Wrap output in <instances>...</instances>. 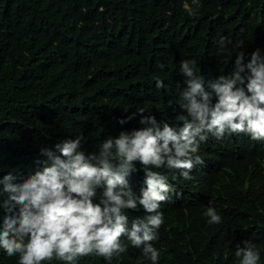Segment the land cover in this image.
<instances>
[{
  "label": "trees",
  "instance_id": "trees-1",
  "mask_svg": "<svg viewBox=\"0 0 264 264\" xmlns=\"http://www.w3.org/2000/svg\"><path fill=\"white\" fill-rule=\"evenodd\" d=\"M185 5L196 14L189 16ZM257 49L264 56V0H0V179L11 173L22 182L42 170V150L58 155L55 145L66 139L82 137L86 155L96 153L107 139L146 127L140 109L161 127H182L180 62L194 60L196 76L211 91V83L235 70L239 51L246 64ZM207 135L198 153L204 163L191 180L154 169L174 188L152 241L158 264H239L236 246L246 240L264 264V141L245 133ZM136 168L127 180L140 196L146 186L139 162ZM7 199L0 194V204ZM207 207L221 215L220 224L207 223ZM6 214L0 207V226ZM125 214L129 222L148 215L142 206ZM122 243L127 251L111 261L93 254L75 264H151L142 247ZM18 259L0 249V264Z\"/></svg>",
  "mask_w": 264,
  "mask_h": 264
},
{
  "label": "clouds",
  "instance_id": "clouds-1",
  "mask_svg": "<svg viewBox=\"0 0 264 264\" xmlns=\"http://www.w3.org/2000/svg\"><path fill=\"white\" fill-rule=\"evenodd\" d=\"M197 0H193L195 4ZM189 16L195 9L185 5ZM224 37L218 43L224 50ZM243 41L236 47L242 48ZM245 53L239 51L235 70L221 75L205 89L203 78L195 74L194 60H182L180 73L186 88L180 93L181 109L187 115L178 116L182 127H163L155 116H143L146 127L121 132L104 141L98 152L87 154L82 149V137L57 143L55 152L44 149L42 170H37L22 182L9 173L0 179V194L7 193L3 207L6 214L0 226V249L18 264H43L58 259L75 264L82 257L96 255L111 261L127 251L122 239L141 248L151 264H158L160 252L152 241L164 223L161 205L174 190L168 177L154 169L178 170L185 180L204 160L198 154L201 142L212 133L217 139L225 133H245L253 141H264V56L259 49L251 53L245 64ZM157 89L164 83L156 81ZM213 96L215 103L213 104ZM127 111V110H126ZM133 116L127 119L134 118ZM121 120L120 123H124ZM144 173L141 195L136 196L127 177L137 171ZM98 189L99 203H94ZM142 206L148 215L129 222L125 210ZM209 225L220 224L222 217L215 208L203 213ZM130 223V227H129ZM237 244L235 256L239 264H258L259 251L250 241Z\"/></svg>",
  "mask_w": 264,
  "mask_h": 264
}]
</instances>
